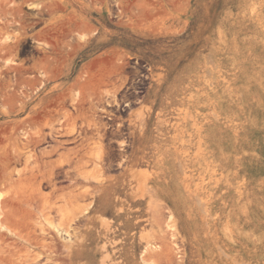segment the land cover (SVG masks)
<instances>
[{
  "label": "rangeland",
  "instance_id": "rangeland-1",
  "mask_svg": "<svg viewBox=\"0 0 264 264\" xmlns=\"http://www.w3.org/2000/svg\"><path fill=\"white\" fill-rule=\"evenodd\" d=\"M4 44L0 164L43 96L136 106L118 144L79 152L97 180L31 185L32 216L0 218V264H264V0H0ZM92 107L61 120L95 127Z\"/></svg>",
  "mask_w": 264,
  "mask_h": 264
},
{
  "label": "flooded vegetation",
  "instance_id": "flooded-vegetation-1",
  "mask_svg": "<svg viewBox=\"0 0 264 264\" xmlns=\"http://www.w3.org/2000/svg\"><path fill=\"white\" fill-rule=\"evenodd\" d=\"M36 94L37 93H32V95ZM135 95L136 93H133L132 99L128 100L127 103H125L124 101V95H121V98H118V103H110V101H107L106 99L104 100L102 98L100 100H94V98H97L94 93H61L57 96H43V99L34 108L33 116L28 117L29 121L20 122V128L16 126L12 127L13 130H11V133L14 134V137L11 140L8 139V143L13 140L16 141V144L19 147L21 161V164L19 162L15 167L13 179L14 176H17L15 173L16 171L24 170L25 158L31 156V159L27 164V167L30 166V168L26 169V172L24 171L22 175L24 177H28V175L30 176V174L33 173V176L36 177L35 179H37L34 181V188L38 187L40 193H42L41 187L43 184L53 187L52 192H56L57 190L55 189L54 180L58 175H60L63 179H66V181L69 183L68 187L71 186L73 184L72 169L74 167V163L86 156H84V154H79V152L82 151L84 147H88L90 144L96 143L94 141H97L98 143V140L105 141L107 144H118V139L123 138L122 134L124 133L121 132L119 128H124L123 123L125 121V115L130 113V111L135 110ZM22 96L24 97V102L26 104L20 111L21 113L24 112L25 108L32 99V96L27 95V93H22ZM51 104H56L57 108L50 107ZM81 104H84L85 107H82ZM93 104H100L102 108H99L98 110L105 114L103 116H100V118L104 121L101 120L99 122H96L95 127L92 123H90L89 125H83L81 121L79 122L80 124H74V126L72 125L71 127H68V125L64 124V122L61 120V117H64L66 119L79 118L78 120H81V116L78 117L81 111H83V113L85 114L88 113L87 116L90 117ZM68 107L71 108V111L67 109ZM53 112L57 114L56 118L52 116ZM66 114H68L69 116ZM36 117L38 118V120ZM26 123L29 125L31 124V126L33 125L35 127V132L21 133V137L24 140V142H21L19 137L20 135L17 131L20 130ZM56 124L59 126L55 127ZM119 135L122 136L119 137ZM37 146L43 147L37 151L38 154H35L33 150ZM114 150L118 151L119 149ZM44 153L46 156L44 155ZM32 155H34L35 157ZM55 155H58V157L55 159L52 158ZM65 155L66 157L69 156L74 162L70 165H64L62 167L54 166L51 171V175L48 176V174L46 173V178L42 179V173L40 172H42L44 168L42 167L41 163L47 161L54 163L59 159V157L65 158ZM47 156L49 159L47 158ZM32 159H37L38 162H41H39V165L41 167L40 169H36V165H34V161ZM19 165L22 166V168H17ZM115 166L119 167L118 164H115ZM62 190L63 189H60V191Z\"/></svg>",
  "mask_w": 264,
  "mask_h": 264
},
{
  "label": "bare ground",
  "instance_id": "bare-ground-1",
  "mask_svg": "<svg viewBox=\"0 0 264 264\" xmlns=\"http://www.w3.org/2000/svg\"><path fill=\"white\" fill-rule=\"evenodd\" d=\"M10 50H11V48L9 47L8 44H4V45H2L0 47V53L1 52L7 53V52H10ZM8 70L11 71V72H13V73H18L19 72V69L15 68V67H9ZM16 81L17 80L13 79L9 83V89H10V93H11L10 94V106H11V110L12 111L15 109L13 107V105H14L13 102H14V100L16 98V94H15L16 93L15 88L17 86V82ZM21 95H22V93H21ZM93 110H94V108H92V111ZM66 115H68V114H66ZM37 120H38V118H37ZM73 123H74V121H73ZM73 126H74V124H73ZM12 138L13 137H10L9 140H11ZM12 146L14 148L12 150V154H11V152H8L5 155L4 161H2V163L0 164V187L10 186L11 184L14 183V186L20 185L21 188L18 189V191H16L17 188L15 187L14 189H11V191H8V193H6V194H3V193L0 192V218L3 219V221L5 222L3 224V226H1V227H2V229L6 230V231H10L11 224L14 223V219H16L18 216L22 215V216H26L27 218L30 217V216H32V214H31L30 211H25V210L22 211V210H20V204H23L26 207H29L30 208V206L32 204V201H33V195H31V194L28 193V190H27L28 188L27 187H29V186L32 185V188H34V181L37 180V179H35L36 177L33 176V173H31L30 176L28 175V177H26L25 179H21V176H23L22 173H24V171L26 169L30 168V166L27 167V164H28L29 160L31 159V156L25 158V160H24V162H25V166H24L25 168H24V170L16 171L15 172L16 175L18 176L17 183L12 180V173H14L15 167L18 165L19 162L21 164L20 154L17 151H15V147H16V141L15 140H13ZM96 147L97 148H100L99 145H96ZM44 155H45V153H44ZM32 156H34V155H32ZM41 158H43V157H41ZM47 158H48V156H47ZM95 158L98 159V160L101 159V152L100 151L96 152ZM37 159H35V160L32 159V160L34 161V165H36V169H40L41 167H40L39 164L41 162L39 161L40 162L39 163ZM73 162L74 161L71 160V158L69 156L66 157V155H65V158H60L59 157V159L56 162H54V163L49 162V161L41 163L42 164V167L44 168L43 171L40 172V173H42V179L45 178V176H44V173H45L44 170L52 171V169H53L54 166L62 167L64 165H70ZM88 162H89L88 160L87 161H83V160H80L79 161L78 160V163L77 162L74 163L75 167L73 168V179H75L76 181H79L80 180V181H88V182H90L91 180H97V177H96L95 174L98 175L99 174V171H93V170H88V171H84V172L81 171V169L83 168V166H85ZM38 185H40V184H38ZM85 193L86 192H84L81 195V197H84V194ZM64 198H65L64 196L61 197L62 200H64ZM78 200H79V197H77L76 195H73V193L70 192L68 194V202L71 203V202H76ZM42 207L43 206L41 205V208ZM4 209H8V211L4 213L3 212ZM48 224H49L50 227H52V225L50 223H48ZM53 229L56 232H59L56 228H53ZM41 230H43V229H41Z\"/></svg>",
  "mask_w": 264,
  "mask_h": 264
}]
</instances>
